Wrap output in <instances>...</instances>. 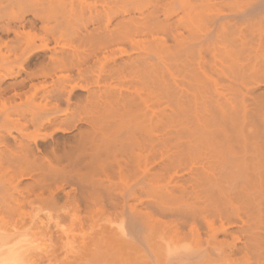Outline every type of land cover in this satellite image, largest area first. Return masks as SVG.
Instances as JSON below:
<instances>
[{
	"label": "bare ground",
	"instance_id": "6f19581e",
	"mask_svg": "<svg viewBox=\"0 0 264 264\" xmlns=\"http://www.w3.org/2000/svg\"><path fill=\"white\" fill-rule=\"evenodd\" d=\"M0 264H264V0H0Z\"/></svg>",
	"mask_w": 264,
	"mask_h": 264
}]
</instances>
